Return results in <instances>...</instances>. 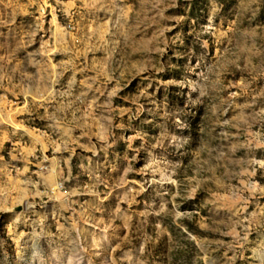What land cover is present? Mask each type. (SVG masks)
Returning a JSON list of instances; mask_svg holds the SVG:
<instances>
[{"label": "rangeland", "instance_id": "374dc122", "mask_svg": "<svg viewBox=\"0 0 264 264\" xmlns=\"http://www.w3.org/2000/svg\"><path fill=\"white\" fill-rule=\"evenodd\" d=\"M0 264H264V0H0Z\"/></svg>", "mask_w": 264, "mask_h": 264}, {"label": "water", "instance_id": "95a60500", "mask_svg": "<svg viewBox=\"0 0 264 264\" xmlns=\"http://www.w3.org/2000/svg\"><path fill=\"white\" fill-rule=\"evenodd\" d=\"M16 211H19V209H17Z\"/></svg>", "mask_w": 264, "mask_h": 264}]
</instances>
